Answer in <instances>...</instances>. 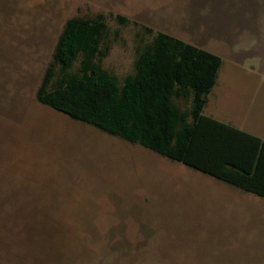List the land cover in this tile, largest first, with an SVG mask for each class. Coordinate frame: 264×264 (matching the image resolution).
I'll list each match as a JSON object with an SVG mask.
<instances>
[{"label": "rangeland", "instance_id": "obj_1", "mask_svg": "<svg viewBox=\"0 0 264 264\" xmlns=\"http://www.w3.org/2000/svg\"><path fill=\"white\" fill-rule=\"evenodd\" d=\"M98 14L119 77L140 26L221 56L206 114L264 139V0H0V264H264L263 199L37 101L67 20Z\"/></svg>", "mask_w": 264, "mask_h": 264}, {"label": "trees", "instance_id": "obj_2", "mask_svg": "<svg viewBox=\"0 0 264 264\" xmlns=\"http://www.w3.org/2000/svg\"><path fill=\"white\" fill-rule=\"evenodd\" d=\"M115 18L128 23L122 16ZM109 33L103 14L67 20L37 101L264 200V139L205 114L224 59L140 26L132 69L119 77L104 66ZM12 210L17 214V208Z\"/></svg>", "mask_w": 264, "mask_h": 264}, {"label": "crops", "instance_id": "obj_3", "mask_svg": "<svg viewBox=\"0 0 264 264\" xmlns=\"http://www.w3.org/2000/svg\"><path fill=\"white\" fill-rule=\"evenodd\" d=\"M217 86H218V84H217ZM217 86H216V87H217ZM216 87H215V88H216ZM214 90H215V89H214ZM213 92H214V91H213ZM213 92H212V94H213ZM212 94H211V95H212ZM211 95H210V97H211ZM209 102H210V98H209ZM208 105H209V103H208ZM208 105H207V107H208ZM207 107H206V109H207ZM206 109H205V111H206ZM205 114H206V112H205ZM207 115H208V114H207ZM209 116H212V115H209ZM212 117H214V116H212ZM214 118H215V117H214Z\"/></svg>", "mask_w": 264, "mask_h": 264}]
</instances>
